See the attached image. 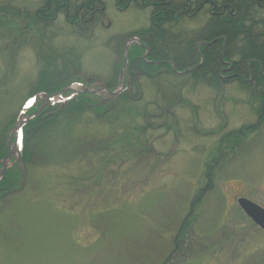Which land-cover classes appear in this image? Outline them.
Listing matches in <instances>:
<instances>
[{"label": "rangeland", "instance_id": "rangeland-1", "mask_svg": "<svg viewBox=\"0 0 264 264\" xmlns=\"http://www.w3.org/2000/svg\"><path fill=\"white\" fill-rule=\"evenodd\" d=\"M94 1L105 11L81 23L72 8L84 0H0V144L17 137L20 113L44 80L119 90L132 37L161 32L152 47L160 64L176 63L192 42L190 73L178 72L183 79L169 86L178 95L165 101L140 71L133 99L105 115L75 108L35 133L29 168L17 163L1 182L0 264H264V232L238 204L264 208L261 72L246 70L221 37L220 51L212 48L223 53L221 78L192 74L221 39L201 38L235 15L233 1L167 0L184 14L160 26L153 13L164 0ZM79 84L55 100L73 98ZM0 151L5 160L11 150Z\"/></svg>", "mask_w": 264, "mask_h": 264}, {"label": "trees", "instance_id": "trees-1", "mask_svg": "<svg viewBox=\"0 0 264 264\" xmlns=\"http://www.w3.org/2000/svg\"><path fill=\"white\" fill-rule=\"evenodd\" d=\"M231 1H233L236 10L235 15L232 14L230 18L219 21L216 26L213 25L214 27H216L215 31L202 37L201 39L202 41L212 42L216 37L217 38L225 37L227 39L226 49L228 50L229 55L233 57L234 56L238 57V59L241 60V62L244 63L248 62V68H246V70L249 71L250 68H256L258 69L259 72H261L259 73V75H257L255 81L257 83V87L262 89L260 91L264 92V76H263L264 74H262V72L264 71V19L259 17L260 16L259 12L264 9L262 7L264 0H231ZM84 2L86 3V5L82 6ZM84 2L80 6L74 5L72 8L75 11L74 17L77 22L78 21H81V23L83 21H85V23H88V21H90V23L94 22L96 19H98V16L102 15L103 14L102 12L105 11V6L97 4L98 1L96 2L93 0H84ZM197 2L199 3L200 0H198ZM167 3L168 1L164 0L163 3L156 4L157 5L156 11L153 13V18L154 16H157L158 18V22L156 23V25L160 26L162 23L165 24L169 22V19H171L172 17H174V19L171 20L172 23L181 21L180 20L181 16H183L184 14L181 8H179V10H175L173 7H168ZM176 7H179V5ZM176 14H180V16L177 17ZM77 22H75V24ZM76 26H78V24H76ZM136 37L139 38L140 44L138 43L133 44L129 50V65L127 68V72H128L127 77L129 78L128 79L129 86L127 85L125 90L120 95L112 96L110 94H107V97L98 98L99 96L97 95L79 93L74 95L73 98L68 97L70 98V100H67L68 98H65L66 101H63L64 98L54 100L52 103L48 104L44 109L42 108L45 105L44 104L42 105L43 102L40 100V98L36 100V103H34L31 106V108L28 110L27 115L34 114L35 112H37L39 110L37 109V107L39 106L42 109V111L37 117L30 120L24 128L23 150H22L20 162L18 163V165H20L21 168H25L27 170L31 165L33 152L31 151L30 147L32 145L33 138L35 137V133L37 131H39L41 128L45 127L46 125L53 123V121L56 120L59 116L66 115L67 111L76 110L75 108L82 109V107H87L91 111H96L98 115L99 114L105 115L116 107V104L119 102L118 100L133 99V96L131 94L132 90L130 89L132 88V86H134V88L137 87V84L134 83V81L138 76L137 73L140 71L144 75L148 76L151 81L153 80V82L156 84V90L160 94L159 96H162L163 100L166 101L169 98L167 96H171L170 98H175V96L178 95V94H174L175 95L174 96L173 94H170L171 90L169 89L170 88L169 86H173L172 88L175 89L177 87L178 81H176L174 78L178 80L179 78L183 79V77H185L183 75H181L183 76L181 77L178 74V72L181 73L180 71L187 70L189 64L192 63L193 61L192 57L194 53L190 54L189 48L191 47L192 49L193 43L188 42V48H186L185 50V52L187 53L186 56H184L185 52L182 51L183 49L182 46L178 48V50L184 52V55L180 54V58L179 57L177 59L175 58L176 63L172 62V64L171 63L160 64V63H156L157 62L156 60L161 58L160 56L162 54L159 51L158 52L153 51L152 47H155L156 44L160 40H162L161 32L159 35L157 33L156 37L153 38H151V36H147V37L144 36L145 38H143L142 35ZM174 43L176 45L178 44V40H176L175 38H173L171 44L173 45ZM225 43H226L225 39L221 38L217 42H215L214 45L208 46V50L205 54L204 65L200 69L194 70L193 68L194 71H192V74H197L196 76L198 78L204 79L206 74L217 73L218 74L217 77H219L220 79L221 77L219 74V68H222L223 66L222 65L223 53H220L219 51L221 49V46H223ZM215 45H217L219 51L212 49L215 48ZM147 50H149L150 52L149 55L147 56V60L149 59L150 61H153L155 63L148 64V62L144 60V55L146 54ZM214 52H216L215 53L216 55H214ZM40 55L42 56V52H40ZM42 57L43 59L47 58L50 61L52 60L56 61L55 58L56 56H52V58L47 56L46 57L42 56ZM124 62H125V57H124ZM199 62H201V59L199 60ZM173 64L176 66V68H174ZM183 64H185V66H183ZM237 65L240 66L239 62L237 63ZM180 68H183V70H180ZM78 76H80V74ZM167 76H171L173 80H169ZM57 81L56 82L53 81L49 82L48 80L42 81V83H40V85L37 86L38 90L36 91L37 92L36 95L28 98L27 100H30L36 97L37 95H41V94L48 95L49 94L48 92H50L51 95H55L71 87L73 84L80 83L77 80L74 82V80L69 79L68 83L64 87L63 86L59 87L58 84L60 82ZM51 84L52 87L50 88L49 86ZM114 85L112 87L107 86L109 91L111 92L115 91L112 90L114 88ZM52 88H54L55 90L54 89L52 90ZM44 92H46L47 94ZM173 93L176 92L173 91ZM261 102L263 108L264 94ZM101 108L102 111L100 110ZM11 128H16V123H13L11 125ZM252 128L253 130L257 131L255 127ZM12 137L13 136L11 133L5 135L6 141L4 139L5 142L3 141V144H0V149L3 148V146L5 148V144H7L11 150L13 146L12 144L16 142V138L15 137L12 138ZM2 153L3 151L2 152L0 151V166H1V162L4 160V159L1 160L3 156ZM8 175L9 174H6L3 180L0 181V186L2 185L1 182H4V180ZM8 178H10V176Z\"/></svg>", "mask_w": 264, "mask_h": 264}, {"label": "water", "instance_id": "water-1", "mask_svg": "<svg viewBox=\"0 0 264 264\" xmlns=\"http://www.w3.org/2000/svg\"><path fill=\"white\" fill-rule=\"evenodd\" d=\"M132 43L133 42L130 41V42H127V44H126V63H125L124 68L121 71L122 84H121V87L119 88V90H116L115 92H110L108 89H104V88H100L98 90H90L86 87H82V90L78 91V93L99 94L101 92H106L112 96H118L119 94H121L125 90V69L128 66L129 49H130V46ZM76 89H78V87L73 86V87L66 89L63 92H60L58 95H55L53 97H48L47 104L51 103L55 98L61 97L66 92L76 91ZM39 113L40 112H37L33 115L25 116V117L21 118L19 123H18V126H17L18 127V129H17V145H19L20 150L17 153L19 155L21 154V149H22V144H23L22 143V141H23V128L28 123V121L35 118ZM14 153H15V150H13L11 152V154L8 156V158L4 161V168L1 171L0 176L4 175L6 169L8 168L7 161L9 159H11V157L14 155ZM238 204H239L240 208L244 211V213L254 222V224L264 231V208H262L258 204L254 203L248 199H243V198L238 201Z\"/></svg>", "mask_w": 264, "mask_h": 264}, {"label": "flooded vegetation", "instance_id": "flooded-vegetation-1", "mask_svg": "<svg viewBox=\"0 0 264 264\" xmlns=\"http://www.w3.org/2000/svg\"><path fill=\"white\" fill-rule=\"evenodd\" d=\"M93 1H94V0H93ZM213 3H215V2H213ZM189 9H190V7H189ZM223 9H224V8H223ZM224 10L226 11V8H225ZM225 11H224V12H225ZM187 15H188V12H187Z\"/></svg>", "mask_w": 264, "mask_h": 264}, {"label": "bare ground", "instance_id": "bare-ground-1", "mask_svg": "<svg viewBox=\"0 0 264 264\" xmlns=\"http://www.w3.org/2000/svg\"><path fill=\"white\" fill-rule=\"evenodd\" d=\"M8 167H12V165L11 164H8Z\"/></svg>", "mask_w": 264, "mask_h": 264}]
</instances>
